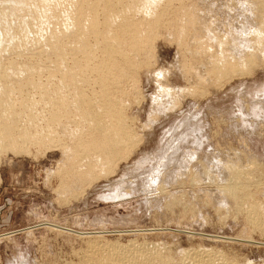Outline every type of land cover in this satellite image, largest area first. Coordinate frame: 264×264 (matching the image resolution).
<instances>
[{"label":"bare ground","instance_id":"bare-ground-1","mask_svg":"<svg viewBox=\"0 0 264 264\" xmlns=\"http://www.w3.org/2000/svg\"><path fill=\"white\" fill-rule=\"evenodd\" d=\"M175 1L180 3L178 7ZM181 3L183 0H0V157L8 152L26 153L32 145L58 148L55 173L62 193L87 180L111 175L121 155L126 159L137 140L124 111L128 95L137 91L129 83L150 67L153 41L162 35L176 38L183 85L174 86L168 79L159 83L164 73L151 71L157 79L152 100L149 97L151 109L153 104L164 108L174 101L175 105L173 98L185 90L192 89L196 96L203 84L222 85L264 69V0H243L247 25L243 22L242 30H235L233 22L231 29L217 26L216 17L208 20L202 11L205 4ZM199 135L200 131L196 137ZM227 156L213 158L215 164L212 160L224 181L218 189L244 213L250 228L264 232V201L254 198L264 180V165L248 152ZM186 158L190 161L185 159L179 165L185 166L180 172L184 180H219L214 176L218 172L212 174L206 164L199 168L202 162L197 163L192 155ZM43 224L59 230L49 222ZM95 241L88 243L81 264L230 263L222 254L219 259H203L207 255L202 258L194 252L192 257L163 246H99Z\"/></svg>","mask_w":264,"mask_h":264},{"label":"rangeland","instance_id":"rangeland-1","mask_svg":"<svg viewBox=\"0 0 264 264\" xmlns=\"http://www.w3.org/2000/svg\"><path fill=\"white\" fill-rule=\"evenodd\" d=\"M176 2L174 6L180 5ZM194 2L200 7L207 2L202 11L208 20L216 17L219 27L235 25V30H242L247 25L243 0ZM164 36L153 41L154 51L148 59L152 67L140 69L138 78L129 83L137 91L128 95L124 111L137 140L128 148L126 159L121 155L113 175L87 180L77 190L62 193L55 173L58 148L32 145L26 153L1 155L0 264H81L88 243L95 240L99 246H163L192 257L194 252L202 258L207 255L203 259L223 256L226 263L264 264V232L250 228L244 213L223 197L218 186L224 181L213 159L230 158L240 151L264 165V69L222 85L203 84V95L185 90L173 98L175 105L174 101L164 108L153 104L151 109L157 80L152 72L164 73L159 83L168 79L174 86L183 85L176 38L172 41ZM187 155L202 162L199 168L207 165L212 174L218 172L214 176L219 180L213 184L184 180L185 166L179 165ZM258 189L254 198L262 202L263 179ZM48 222L59 230L43 224Z\"/></svg>","mask_w":264,"mask_h":264}]
</instances>
